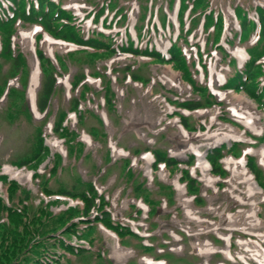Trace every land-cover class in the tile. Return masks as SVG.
I'll return each instance as SVG.
<instances>
[{
	"label": "rangeland",
	"instance_id": "374dc122",
	"mask_svg": "<svg viewBox=\"0 0 264 264\" xmlns=\"http://www.w3.org/2000/svg\"><path fill=\"white\" fill-rule=\"evenodd\" d=\"M59 1L61 7L71 11L77 22L88 30H98L116 39H126L130 32L135 42L143 46L153 44L165 54L180 31L178 0L172 8L166 7L161 0H153L156 17L153 19L152 16L148 23H145L148 17L145 19L139 39L138 2L141 0H135L131 7L128 27L124 24L108 26V21L115 16L108 10L94 26L92 17L96 10L92 6L98 0ZM235 1L248 9L250 6L264 8V0ZM0 3L8 4V1L0 0ZM33 4L37 5V0H33ZM235 5L232 0H213L205 13L218 9L223 22L222 32L234 31L238 29ZM253 12H249V17L258 25ZM164 14H167L165 25L162 24ZM111 25H114L112 20ZM12 32L10 43L15 52L24 56L25 68L14 77L11 60L0 58V87L3 82L7 83L0 94V219L2 215L7 216V209L11 214L17 213L21 200L30 199L28 204L34 206L44 202L53 214L66 211L70 204L79 213L73 216L70 226L66 227L71 218L51 229L55 233L53 237L58 242L66 239L73 246L81 245L89 252L83 258L84 262H75L62 248L49 246L45 251L32 238L19 237L20 249L8 264H34L35 257L53 260L57 257V264H260V257L255 256L254 251L264 252V189L250 198L231 167L236 163L239 169L247 168V158L252 157L258 183L264 188L260 155L248 153L264 147V110H260L245 93H234L222 87L227 73L233 69V62L221 63L220 59L224 58L221 51L206 58L207 70L203 73L195 44L209 52L211 48L202 27H196L187 36L189 44L180 46L186 56L196 60L198 82L207 86L221 106L192 112L177 108L173 103L196 101L199 96L171 64L119 51L96 52L55 38L40 26L22 25L19 21ZM257 34V31L252 32L240 45L234 41L229 47L224 45L238 64L248 60L246 49L256 52L259 48L254 44ZM46 36L54 41L52 50L43 43ZM223 37L220 41L224 43ZM57 43L71 46L62 48ZM1 45L0 36V51ZM39 52L58 71L56 91L44 113L38 110V98L49 66L40 61ZM258 62L264 64V56ZM167 69L179 75L180 84L166 73ZM81 74L90 87L86 92L89 96L83 99L81 107L90 115L83 118L71 111L75 98H80L79 89L73 88L74 79ZM132 74L143 80L133 81ZM106 85L112 92L110 104L105 98ZM242 97L255 106L262 124L260 128L251 123L250 109ZM23 106L30 114L29 120L22 114ZM62 115H65L63 126L68 129L65 134L55 132V122ZM181 116L187 121L188 130L181 125ZM39 128H43L40 139L46 152L40 154L37 162L32 158V145L39 144L36 136ZM181 129L186 135L181 134ZM233 142L240 144L239 151L234 156L226 155L215 171L208 163L212 181H203L198 156L207 160L211 149L223 144L229 148ZM154 150L166 152L179 165L174 168L163 164L155 166ZM29 157L27 166L19 164ZM191 158L195 161L188 167L186 163ZM5 167L20 173L23 178L11 177L4 172ZM148 167L150 172H147ZM184 170L197 180L196 191L189 190L186 183L189 177L185 176ZM163 171L167 172L166 178L161 177ZM37 172L47 181L50 196L41 192L40 179L34 177ZM26 175H29L28 179ZM88 185L94 188V196L90 191L85 194ZM60 188L75 193V199L58 195ZM251 201L259 206L258 222L244 213ZM101 212H109L115 224H119L115 228L119 234L132 232L133 236L121 237L105 225L93 222L92 242L88 243L83 238L88 230L86 224L99 218ZM16 231L22 229L19 227ZM241 242L248 245H241Z\"/></svg>",
	"mask_w": 264,
	"mask_h": 264
},
{
	"label": "trees",
	"instance_id": "16d2710c",
	"mask_svg": "<svg viewBox=\"0 0 264 264\" xmlns=\"http://www.w3.org/2000/svg\"><path fill=\"white\" fill-rule=\"evenodd\" d=\"M7 1L9 5H2L0 3V36L2 37L0 58L3 60H11L13 70L12 74L14 77L19 75L20 72L25 68L24 56L22 53L15 52L13 45L10 43V35H12V31L17 28V22L19 21L22 25L33 24L40 26L45 32L49 33L55 38L69 41L78 46L94 49L96 52L101 50L111 53L119 51L122 53L132 54L133 56L148 57L150 60H154L159 63L171 64L175 70H179L182 73L183 80L188 82L192 86L194 93L199 96V100L196 101H173L177 108L192 112L198 109L211 107L213 105L221 106V103H219L215 97L209 93L207 86L198 82L196 78V73L198 71L196 62L194 58L186 56L182 47L183 44H189L188 37L192 34L194 29L199 26L200 22H202L203 31L208 37V45H210V48L215 51H221L222 55L224 56L223 59H220V62L226 64H231L233 62V69L231 72L227 73L222 87L224 89L233 90L237 93H245L249 98L255 101L260 109L264 110V64L258 62L264 56V8L262 6H250L248 9L246 5L242 4L240 1L234 2V0H232L233 5L236 4L233 9L237 15L236 22L238 29L234 31L228 30L227 32H222L221 29L223 28V22L220 17L221 13L218 11V9H211L210 13H205L206 10L209 9L208 6L210 5V2L213 0H178L180 2V7L177 19L180 26V32L176 37V40L170 42V47L167 51L168 57H166L160 51H158L153 44L145 46L140 43L137 44L130 35V32L128 33L126 39H116L115 37L110 36V34H106L101 31L99 32L98 30H88L84 25L81 26L77 22V17L71 11H67L61 7L62 3L59 0H37V5L33 4V0ZM161 1L164 2L168 8H172L176 3V0ZM241 1L243 2V0ZM134 3L135 0H115L113 2L111 0H98L97 4L92 6V8L96 10L95 14L93 11H91L93 12L92 21L94 24H99L98 22L100 21L102 14L108 10V13L112 12L113 15H115L114 18L111 19L114 21V25H111V20H109L108 26L124 24L126 27H128L131 7L134 5ZM138 4L140 7L139 14L141 16V23L138 25L137 30V38L139 39L145 19L148 17V21L145 22L148 23L150 22V18L154 16V6H152L153 0H141L138 2ZM250 4L251 3H249V5ZM253 11L256 13L259 22V29L258 25L253 21V19H250L249 17V12ZM166 21L167 17L166 14H164L162 23L165 24ZM186 21L189 23L188 28H186ZM256 30H258V39L254 44L259 45V48L256 49V52L246 49L248 53V60L242 65H238V63H236V59L230 53L226 52V49L224 50V47L220 41V39H222L221 37L224 35L223 39L229 46L232 45V41L236 42L237 40L241 44V42L248 40L250 34L252 32L254 33ZM125 33H127L126 29ZM195 48L198 53L200 66L205 72L207 70L205 56H211L213 50L210 49L209 52L208 50L203 49L198 43L195 44ZM38 57L41 62H46L49 66V69L46 71L42 81L40 95L38 98V110L41 113H44L49 108L50 101L56 91L58 71L52 65H50L51 62H48L40 52L38 53ZM130 77L133 81L143 80L134 74H132ZM74 80L73 88L74 90L79 89L80 98H75L71 111L75 112L76 114L78 113L80 117L83 118L86 117V111L83 112L81 110V107L83 106L82 102L83 99H86L89 96V94L87 95L86 92L90 87L85 84L86 77H84L82 74L77 75ZM6 85L7 83L3 82V87H0V94H2L3 90L6 88ZM105 90L106 93H108H105L106 101L108 104H110L111 97L109 96H111L112 92L109 90L108 85L105 86ZM22 99L24 98L22 97ZM22 114L26 115L27 117L30 116L25 106H23ZM181 117V125L188 130L189 125L187 121L185 118ZM64 118L65 115H62L55 122L56 133L60 134V131H62L63 134H65V132H68V129L63 126ZM37 132L38 133L36 136L39 137V144L33 143L32 150L34 153L32 158L38 162V157H40L41 153L44 154V152H46V148L43 146L40 139V136L43 133V128H39ZM63 134H61V136ZM239 147V143H233L230 148H227L226 145H222L220 147L211 149L207 159L212 167V170L215 171L218 169L217 165H219L221 159L225 157V155H235ZM152 154L155 158V166L163 164L167 168H174L179 165L178 161L170 157L169 154L164 151L154 150ZM30 158L31 157L20 161L19 164L27 166V160ZM194 161L195 159L191 158L190 161L186 163V165L190 167L194 164ZM57 164L58 162H56L53 167H57ZM248 166L257 176L256 168L254 169L251 161L248 162ZM183 173L185 176L189 177V179L186 178V183H188L189 190L191 189L192 191H196L198 188V183L196 182L197 180L193 179L187 170H184ZM130 174L131 173H129V175ZM34 177L36 179H40L41 183L39 187L41 192L46 196H50L51 192L47 187V181L42 179L43 177H41L38 172L34 174ZM86 188L87 193L85 194H88L90 191L94 196V188L90 185L86 186ZM14 190L15 186L13 188V191ZM57 194L75 199V193L68 191L65 188H60ZM93 196L90 198L93 199ZM29 200L30 199L20 201L17 213L11 214V212L7 209V216L2 215V218H5L6 221H3L2 218L0 219V264H8L10 259L17 254L20 249V246L17 242V238L19 237H23L24 239L32 238L35 243L42 245L45 251L49 246L54 248L57 246L66 251V255L72 256L75 262H84L83 258H85V255L89 252L85 247L81 245L73 246L66 239L58 242L56 241V238L53 237L55 233L51 231V229L61 226L64 222L71 218L69 224L66 227L70 226L73 221V216L79 213V211L73 209V207H68L67 210L62 213L53 214L48 209V204L41 202L39 206H34L32 204H28ZM197 200L201 203L199 198H197ZM43 215H45L44 218H42ZM98 216L100 217L90 223L87 222L86 224L88 230L84 233L83 238L86 239L88 243L92 242V238L90 236L92 233H94V227H92L95 225L94 223L105 225L111 231L119 234V232L115 229L116 225L119 226V224H115L116 221L111 218L109 212H101V214ZM19 227L22 229L21 232L16 231ZM47 230L50 231L46 234L45 232ZM119 235L121 237L133 236L132 232ZM99 258L101 259V257ZM58 260L59 259L57 257L55 260L49 258L39 259L38 257H35L34 264H52L54 261L57 264ZM101 264L109 263L102 262Z\"/></svg>",
	"mask_w": 264,
	"mask_h": 264
},
{
	"label": "bare ground",
	"instance_id": "6f19581e",
	"mask_svg": "<svg viewBox=\"0 0 264 264\" xmlns=\"http://www.w3.org/2000/svg\"><path fill=\"white\" fill-rule=\"evenodd\" d=\"M32 41H33V39L31 40V42ZM43 43L48 49L52 50V44L54 43V41H52V39L50 37L46 36ZM57 44L62 48H70V46H71V45H66L65 43L64 44L63 43H57ZM166 73L172 75V79H174L176 82H179V84L181 83L179 75L173 73L171 71V69H167ZM241 100L246 105H248V107L250 109L251 123L255 124V126L260 128L262 126V124L260 121V116L256 112L255 106L249 100H247L245 97H242ZM89 115H90V113L86 112V117H88ZM24 118L29 120L26 115H24ZM180 132H181V134L186 135V132L183 129H181ZM248 153L256 154V155L259 154L260 158H261L260 159L261 165L264 167V147L261 150H259L258 152L255 150H249ZM148 163L149 164L151 163L150 159H148ZM235 164L236 163H233V165L231 167V171H232L233 175L239 178V180H240V181H238L239 183H241L242 185H245L247 196H249L250 198L254 197V195L259 193V191H260V189L258 188V185L255 182L254 176L251 174V172L249 170H247L245 168L239 169L238 166ZM198 167L202 170V180L205 182H208V183L211 182L212 179H211V176L209 174V164H208L207 160L202 155L198 156ZM4 172L10 174L11 177H13L15 179L23 178V175H21L18 172H15L13 169H11L9 167H5ZM147 172H150V167H148ZM166 176H167V172L163 171L161 173V177L166 178ZM26 178L28 179L29 175H26ZM178 188L180 189V187H178ZM189 209H191V208H189ZM258 211H259V206H257V203L254 201H251L249 209L244 213L247 216H251L255 220V222H258L259 221L258 214H257ZM243 244H245V246L248 245L247 243L241 242V245H243ZM195 249L198 250L197 248H195ZM254 255L260 257V264H264V252L263 251H261V250L258 252L256 251V253L254 251ZM160 264H163V263H160Z\"/></svg>",
	"mask_w": 264,
	"mask_h": 264
}]
</instances>
